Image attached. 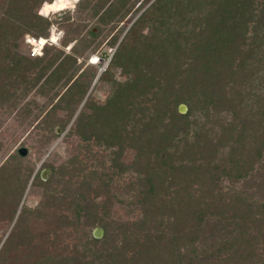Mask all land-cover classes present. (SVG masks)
Instances as JSON below:
<instances>
[{"label": "trees", "instance_id": "1", "mask_svg": "<svg viewBox=\"0 0 264 264\" xmlns=\"http://www.w3.org/2000/svg\"><path fill=\"white\" fill-rule=\"evenodd\" d=\"M51 1L0 0V96L56 97L41 130L57 138L71 122L79 143L33 208L18 209L25 156L1 165L0 213L6 229L15 220L0 264H264V0H153L97 76L111 83L101 105L85 98L98 68L77 62L96 32L61 40L69 53L23 51L26 36H49L38 10ZM130 2L79 0L76 12L120 22Z\"/></svg>", "mask_w": 264, "mask_h": 264}, {"label": "rangeland", "instance_id": "2", "mask_svg": "<svg viewBox=\"0 0 264 264\" xmlns=\"http://www.w3.org/2000/svg\"><path fill=\"white\" fill-rule=\"evenodd\" d=\"M78 1L79 0L72 3V6L67 9L50 12L48 15H44L52 22L49 36L53 35L55 37V41L52 42L55 48L62 49L63 52L69 53V48L73 42H69L68 45L63 47L60 43L61 40L69 36H85L88 30L96 32L94 42L86 51L89 53V56L86 57L87 53L82 56L80 55L77 62H83V67L90 63L94 65L95 69L97 67L99 71V69L103 70L106 67L108 63L107 59L114 53L116 44L123 37V34L131 25V22L141 11L148 7L153 0H131L130 3L132 5L130 12L122 21H111L105 24H98L96 17L92 16L90 9L76 12ZM39 10L38 14H40ZM136 11L138 12L135 14ZM67 12L69 14L68 20L66 18V15H68L66 14ZM150 30V27L144 28L143 33L148 34ZM114 40L117 41L112 45ZM22 48L24 53H27V51L30 52L26 42H23ZM92 56H97L95 58V62L97 61L96 63L90 62ZM112 75L116 80H124L125 77V74H121L119 70H114ZM110 88V82H92L86 92L85 98L96 105H101L105 101ZM55 90L59 96L63 93L65 88L59 87ZM20 91L21 90H17L15 92L18 97L14 101L13 98L5 101L1 100L2 95L0 96V167L3 163L9 162L10 156L14 155L21 147L26 149V154L23 155L25 156V163L33 167V173L23 190L18 209L22 205L27 208H33L37 205L43 190L41 180H45L49 175V168L51 166L56 167L63 163L64 160L73 153L79 143V137L77 135L68 136V127L71 122L61 133L58 128H55V133H60L57 138L52 137L51 139V135L48 134V132H43V130H41L44 125L41 123V120L45 112H47L50 106L56 101V97L49 99L45 94L42 95L40 93L39 95L33 90L26 94H22ZM56 115L59 118H65L66 111L58 110ZM129 155H132L131 151ZM45 168L49 169V173L45 174L43 178L41 172L45 170ZM222 184H224V186L230 185L226 180H223ZM2 210L4 213H7L6 216H8L9 213L6 207ZM114 210L127 218L128 213L123 207L119 208L117 205L114 207ZM126 213L127 215H125ZM3 216L0 213V234L5 231L3 236L5 237L15 218H13L11 224H9L6 229L8 219L4 218L6 216Z\"/></svg>", "mask_w": 264, "mask_h": 264}, {"label": "bare ground", "instance_id": "3", "mask_svg": "<svg viewBox=\"0 0 264 264\" xmlns=\"http://www.w3.org/2000/svg\"><path fill=\"white\" fill-rule=\"evenodd\" d=\"M76 1L77 0H53L51 2H43L39 11H40V14L46 11L47 12L46 15H48L50 12L67 9L68 7L72 6V3ZM42 15H45V14H42ZM54 38L55 37L52 35L50 38L52 42L55 41Z\"/></svg>", "mask_w": 264, "mask_h": 264}, {"label": "built area", "instance_id": "4", "mask_svg": "<svg viewBox=\"0 0 264 264\" xmlns=\"http://www.w3.org/2000/svg\"><path fill=\"white\" fill-rule=\"evenodd\" d=\"M51 36L52 35L48 36L47 38H43V37L42 38H34V37H31V36H26L24 41L29 46V50H30L29 54L31 56L41 55L42 54L41 50H42L43 44L45 42H49V43L51 42L52 43V41L50 39ZM32 41H35V43H33Z\"/></svg>", "mask_w": 264, "mask_h": 264}, {"label": "water", "instance_id": "5", "mask_svg": "<svg viewBox=\"0 0 264 264\" xmlns=\"http://www.w3.org/2000/svg\"><path fill=\"white\" fill-rule=\"evenodd\" d=\"M111 57V55H110ZM110 57L107 59V61L110 59ZM102 69H99L98 73L96 74V77L94 78V83L97 81V76L99 75L100 71ZM179 111L180 112H185L186 111V106L184 104H180L179 105ZM18 153L20 155H25L26 154V149L21 147L18 149ZM49 173V169L45 168V170H42L41 172V176L43 177L45 174H48ZM44 178V177H43ZM102 234V229L101 228H94L93 231H92V235L95 237V238H99Z\"/></svg>", "mask_w": 264, "mask_h": 264}, {"label": "snow or ice", "instance_id": "6", "mask_svg": "<svg viewBox=\"0 0 264 264\" xmlns=\"http://www.w3.org/2000/svg\"><path fill=\"white\" fill-rule=\"evenodd\" d=\"M46 8H47V6H46ZM42 14H45V15H46V14H47V12L45 11V12H43ZM32 42H33V43H35V41H32Z\"/></svg>", "mask_w": 264, "mask_h": 264}]
</instances>
